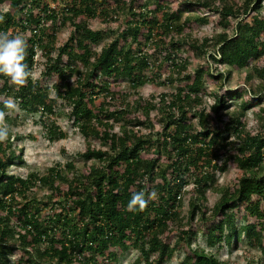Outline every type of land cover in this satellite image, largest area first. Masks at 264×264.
<instances>
[{
	"label": "trees",
	"instance_id": "16d2710c",
	"mask_svg": "<svg viewBox=\"0 0 264 264\" xmlns=\"http://www.w3.org/2000/svg\"><path fill=\"white\" fill-rule=\"evenodd\" d=\"M54 1L56 6L49 0H0L7 6L0 7V32L25 37L31 71L36 51L44 56L40 76L31 75L22 87L0 74V110L14 99L39 112L46 138L56 141L66 136L56 120L57 100L64 102L71 125L85 140L77 152L85 168L67 160L43 174L10 172L23 148L9 131L0 142V264H118L120 253L130 248L144 264H160L180 251L181 264H222L213 251L194 246L198 231L215 251L243 231L264 253V106L257 131L244 122L247 110L264 102L261 0ZM192 7L218 11V22L233 26V33L201 41L173 37L172 32L208 21L199 14L182 18ZM93 20L105 26L92 27ZM115 22L121 26L110 36ZM62 29L67 35L56 43ZM210 42L219 57L215 51L208 56L246 71L244 91H211L207 110L204 79L214 74L206 64L182 73L188 61L180 53L185 43L204 55ZM162 70L178 72L181 82L145 99L139 87L156 83ZM43 77L54 81L49 85ZM119 80L127 87L117 86ZM231 100L238 101L237 108ZM229 163L238 166L240 176L208 206L207 190ZM189 184L192 200L182 210ZM37 188L48 192L37 197ZM152 190L158 197L143 211L127 210L133 193ZM183 212L186 223L177 225Z\"/></svg>",
	"mask_w": 264,
	"mask_h": 264
},
{
	"label": "rangeland",
	"instance_id": "374dc122",
	"mask_svg": "<svg viewBox=\"0 0 264 264\" xmlns=\"http://www.w3.org/2000/svg\"><path fill=\"white\" fill-rule=\"evenodd\" d=\"M242 1V0H237ZM50 6H56V1L49 0ZM176 4L177 0L172 1ZM0 7L5 10L6 4L0 3ZM259 13L264 17V0L260 1ZM202 15L208 18V21L205 23H192L186 27L181 33L172 32L173 37L178 38L181 36L186 37L188 40L191 38H197L199 41L202 38L207 36H215L220 32H227L232 34L234 31L233 26L224 27L218 22L220 16L218 11L207 10L203 7H192L190 10H184L182 12V18L186 15ZM231 24L234 25V17H231ZM89 24L92 27H104L105 24L99 22L98 20L90 21ZM121 26V22H115L109 26V35L113 36L111 29L118 30ZM67 30L62 29L57 33L58 39L56 43L62 42L67 35ZM108 35V36H109ZM207 52L204 55L194 54L193 50H187V45L182 44V49L180 55L183 58H187L188 64L187 68L182 71V73L193 72L194 69L199 65H208L211 72L214 76L212 78L205 77L204 79V90L205 93H202V105L205 109H209V105L214 99V95L210 93L211 91H216L218 93H225L234 88L239 89V91H244V74L246 69H237L236 67L223 63L219 59H213L208 56L210 51H215L216 58L219 57V54L216 52L217 46H214L213 43H208ZM36 64L32 70L33 78L40 76V71L43 69L44 56L41 55V50L36 51ZM221 74V75H220ZM168 76L170 79H168ZM204 76H207L206 74ZM162 78H166V83H159V80L162 81ZM45 83L51 85L54 81L51 77L44 78ZM159 80H156V83L151 81L144 82L139 87V92L142 97L149 98L150 95L154 94L158 96L159 92L166 90H174L176 85L181 82V78L176 71L162 70ZM260 79H254L253 85ZM117 86L127 87V82L119 80L116 82ZM53 88L50 89V94L54 95ZM248 94V91L247 93ZM4 96V95H3ZM6 99V98H4ZM131 100V98H130ZM232 107H238L237 100H231L230 102ZM19 105V104H18ZM116 106V104H114ZM264 106V102L259 105L253 106L247 110V113L244 116V122L247 129L257 131L260 128L262 122V117L260 114L259 107ZM68 105H66L61 100H57L56 105V120L57 123L66 130V136L62 139L51 141L45 136V132L42 124L39 122V112L32 113L26 109L20 107L16 111L2 109L6 112L5 122L9 127L11 133V138L13 135L17 134L19 137L14 138L15 144L21 146L22 149V160L14 163L9 167L10 172H15L18 174H25L29 170H36L39 174H43L47 171V168L54 164L55 162L64 163L67 160H73L74 165L79 169L85 168L84 161L77 156V152L81 151L85 147V140L83 136L79 133L76 127L71 125L70 120L66 114L68 110ZM152 119L158 115L157 111H153ZM154 127H160V123L154 119ZM145 131H148V128H145ZM95 162L94 159H90L88 163ZM240 169L233 163H229L227 169L224 172L217 173L216 181L212 188L207 190V199L206 203L210 206L213 201L219 195V192L225 187L230 185L234 180L240 176ZM191 184L186 186L185 195L181 196V207L182 210L190 206V197L189 187ZM188 190V191H187ZM48 190L45 188H37L36 196L44 197L47 194ZM236 222L239 224L241 218L236 216ZM177 225H183L186 223V217H184V212L175 221ZM236 224V225H238ZM175 237L172 235L171 242H175ZM193 244L198 248H203L204 250L213 251L219 261L222 264H264V253L259 250L257 246H254L249 243L248 237L245 232H240L237 239L232 238L230 243L223 242V245L219 248L218 251L214 250V246L209 245L206 242L203 234L198 231L194 237ZM183 258L182 251L174 252L171 258L165 259L160 264H181ZM4 264V263H3ZM5 264H10V261L5 262ZM118 264H144L142 260L137 257V251L134 248H130L120 253L118 259Z\"/></svg>",
	"mask_w": 264,
	"mask_h": 264
},
{
	"label": "clouds",
	"instance_id": "9594fccd",
	"mask_svg": "<svg viewBox=\"0 0 264 264\" xmlns=\"http://www.w3.org/2000/svg\"><path fill=\"white\" fill-rule=\"evenodd\" d=\"M2 20V17H0ZM28 43L22 34L14 36L7 32H0V74L8 77L13 85L24 86L31 77L32 71L25 63ZM5 108L16 111L19 109L18 102L14 99L5 101ZM6 112L0 110V142L6 140L9 135V127L5 122ZM155 190L133 193L127 205L128 211H135L137 208L143 211L149 201L157 199ZM195 246V245H194Z\"/></svg>",
	"mask_w": 264,
	"mask_h": 264
}]
</instances>
